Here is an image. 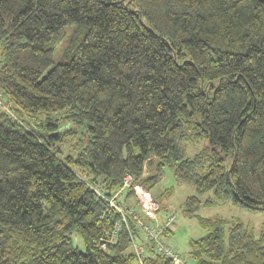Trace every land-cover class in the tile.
I'll use <instances>...</instances> for the list:
<instances>
[{"label":"trees","instance_id":"obj_1","mask_svg":"<svg viewBox=\"0 0 264 264\" xmlns=\"http://www.w3.org/2000/svg\"><path fill=\"white\" fill-rule=\"evenodd\" d=\"M0 46V264H140L136 219L112 235L121 214L108 198L126 173V207L168 166L212 190L206 203L264 209V2L0 0ZM62 121L85 128L76 154L59 145L77 131H59ZM201 203L188 197V215ZM198 219L209 232L192 241L193 264H264V225L256 235L239 220ZM144 264L174 262L148 243Z\"/></svg>","mask_w":264,"mask_h":264},{"label":"rangeland","instance_id":"obj_2","mask_svg":"<svg viewBox=\"0 0 264 264\" xmlns=\"http://www.w3.org/2000/svg\"><path fill=\"white\" fill-rule=\"evenodd\" d=\"M72 29L73 26L67 27L65 33L63 36H61L54 55L55 62L66 58L65 50L69 46V38L73 33ZM56 115L57 113L55 112H52L49 115H42L40 116V121L53 123L55 121ZM68 129H75L77 131L71 135H68V138L64 137L66 141L59 142V145L65 155L76 154L79 151L78 143L82 138H84L83 132L85 128L82 125L76 124L74 122H60L59 131H66ZM207 145L208 144L205 139L189 142L187 143V155L192 156L198 152H201ZM230 160L231 157H226L227 164L231 162ZM168 191L171 192L169 195L166 193ZM151 194L155 199H157L156 197L163 198L167 204L168 211H166L164 208H161L160 204V210H158V212L161 218L167 213H173L176 216L174 231L170 234V236L166 237V241L171 243L176 251L180 253V257L182 259L181 262L184 261V264L194 263V259L190 254L192 249V241L205 236L209 232V229L204 228L199 223V216H219L228 218L230 220H239L249 227V229L252 230L256 235L261 232L264 225V209H252L241 204H236L232 200L228 202L219 201L217 203H206L208 198L213 197L212 190L203 194H199L193 184L178 181L175 177L174 171L168 166L165 167L163 175L161 176L158 184L152 188ZM193 195H197L202 203L196 213V216H189L185 210V201L188 197ZM134 208L136 207L134 206ZM112 235H115L116 237V230H114ZM76 243L80 245L81 248L84 247L81 240L79 242L76 241Z\"/></svg>","mask_w":264,"mask_h":264},{"label":"built area","instance_id":"obj_3","mask_svg":"<svg viewBox=\"0 0 264 264\" xmlns=\"http://www.w3.org/2000/svg\"><path fill=\"white\" fill-rule=\"evenodd\" d=\"M6 103L8 102L5 99H0V104L6 105ZM133 181L134 176L126 173L121 187L116 190L113 196L108 198L110 206L116 208L121 214V219L116 222V232L121 229L124 223L129 226L128 218L132 216L136 219L137 227L141 229L143 236V239H138L136 234H132L131 236L140 264H144L147 257L148 243L152 244L157 253L172 258L174 264H184V261L181 262L180 253L176 251L171 243L166 241V236L164 235L167 229H174L176 222L175 214L167 213L161 218L158 212L160 208L159 201L152 196L149 190L141 185L134 186L139 203L138 208L132 206L126 207L122 203L121 197L127 195V190L133 186ZM98 192L102 194L100 190ZM129 232L132 233L131 228H129Z\"/></svg>","mask_w":264,"mask_h":264},{"label":"water","instance_id":"obj_4","mask_svg":"<svg viewBox=\"0 0 264 264\" xmlns=\"http://www.w3.org/2000/svg\"><path fill=\"white\" fill-rule=\"evenodd\" d=\"M261 2H264V0H260Z\"/></svg>","mask_w":264,"mask_h":264}]
</instances>
